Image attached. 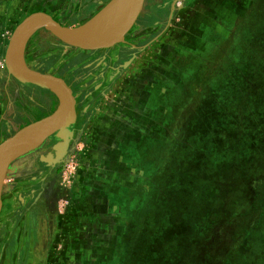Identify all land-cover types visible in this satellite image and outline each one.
Segmentation results:
<instances>
[{"label": "rangeland", "instance_id": "obj_1", "mask_svg": "<svg viewBox=\"0 0 264 264\" xmlns=\"http://www.w3.org/2000/svg\"><path fill=\"white\" fill-rule=\"evenodd\" d=\"M56 1L51 12L64 10L69 25L80 6L95 2L94 15L112 0H65L68 10ZM173 1L171 19L192 28V0H146L125 41L102 55L69 47L44 27L22 46L25 63L62 79L78 104L60 159L55 132L8 170L0 264H264V0H218L232 13L231 37L211 34L204 53L169 48L175 53L164 63L183 71L187 95L176 113L154 117L168 125L166 135L144 137L145 66L165 52H147L155 35L145 22L155 4ZM24 16L10 20L9 39ZM30 86L35 99L24 98L18 112L6 107L0 143L58 108L55 90ZM134 140L129 171L118 149Z\"/></svg>", "mask_w": 264, "mask_h": 264}, {"label": "crops", "instance_id": "obj_2", "mask_svg": "<svg viewBox=\"0 0 264 264\" xmlns=\"http://www.w3.org/2000/svg\"><path fill=\"white\" fill-rule=\"evenodd\" d=\"M62 1L64 4L60 5V7L67 8L66 1ZM113 1L114 0L94 15H90V17L87 16V18H84V12H76L75 16L70 19L68 27L77 28L90 24L100 26L106 23L108 18L104 17L103 14L107 11ZM28 2H30V5ZM40 3L41 0H0V58L5 56L7 46L11 39H9L11 33L10 30H12V27H10V23L12 22L10 20H13L15 17L24 16L25 11L30 12V14L44 12L50 15L51 10L53 8L56 9L55 5L57 1L48 0V3L44 4L43 7ZM145 4L146 2L144 3L142 11L145 8ZM87 5L89 4L87 3ZM117 5L119 7L123 6L121 0H116L113 10L116 9ZM243 5L245 6V4ZM172 6L174 5L172 4ZM68 9L69 8H67V10ZM187 9L188 10L185 13H193V27H184L185 31L182 30L184 25L188 26L185 19L182 20V24L184 22L183 25L178 26L174 19H172L173 21H170L165 26L164 17L166 18V15L169 13V8H166L164 4H155L152 8L153 11L151 10L154 14L151 17L148 16L146 18L147 21L145 23L151 29V33L155 35L154 43L151 45L162 47L165 49V52L163 50L160 60H152L148 63L149 66H145V73L148 74L149 77L144 83L143 104L145 105L146 110L150 112L151 119L147 124L148 129L145 128L143 134L144 137H152L155 131H160V136H163V134L166 135V133H168V125L164 124L162 121L158 122L154 117L168 115L172 110V113H176L177 110L174 108L175 104H178L180 97L185 98L187 95L186 88H188V86L182 75L183 71L177 65L171 67L164 63L165 59H170L174 56V49L169 48L182 47L186 50L204 53L208 44L213 40L211 34L225 36L226 39H228L233 33L232 28L228 25L232 19V13L222 6L218 0H192V2H189ZM178 11L181 10L177 8V12ZM24 17H22L23 19L18 22V24L26 18ZM152 20L155 21L150 22ZM156 23H159L160 25L155 26L154 24ZM167 28L169 29L167 30ZM208 33L210 34L209 36ZM26 89V85L18 82L8 73L7 69L0 67V120L5 114L7 106L10 105L8 107V112L10 110L18 112V104L21 106L26 105L24 98H28L32 95L33 99H35V96L37 95L28 91L26 92ZM31 102L33 103L34 101ZM136 134L137 133H133L131 136H136ZM136 143L135 140L133 142L128 141V143L124 145L125 147L118 149L119 154L121 153L122 155V161L125 160L121 162V164L129 171L136 167L135 165L137 161L134 157L138 148L136 147ZM142 145L146 146V142ZM144 146L140 148L147 150ZM50 256L51 255H48V257Z\"/></svg>", "mask_w": 264, "mask_h": 264}, {"label": "water", "instance_id": "obj_3", "mask_svg": "<svg viewBox=\"0 0 264 264\" xmlns=\"http://www.w3.org/2000/svg\"><path fill=\"white\" fill-rule=\"evenodd\" d=\"M121 2L123 6L117 5L114 10L116 0L112 2L103 14L108 21L100 26L90 24L77 28L65 27L50 15L36 12L27 16L15 28L4 59L8 73L23 85L46 87L57 91L60 103L51 115L22 128L0 143V211L5 178L19 154L40 137L58 132L62 139L57 148V159H60L68 149L69 128L75 121L76 101L71 89L62 79L31 69L23 59L22 46L36 29L44 27L58 40L72 48L87 51L112 48L125 41L126 35L135 25L143 9L145 0H121Z\"/></svg>", "mask_w": 264, "mask_h": 264}, {"label": "flooded vegetation", "instance_id": "obj_4", "mask_svg": "<svg viewBox=\"0 0 264 264\" xmlns=\"http://www.w3.org/2000/svg\"><path fill=\"white\" fill-rule=\"evenodd\" d=\"M87 2H88V4L91 2V0H84V3H86L87 4ZM95 2H92V4L88 7H84V8H79L78 10H76L75 12H73L72 13V15H74L75 16V14H76V12H79V11H81V12H84V14L85 15H83L84 16V18H87V16H90V10H94V7H95V4H94ZM175 1H173L172 3H166V8L168 7L169 8V13L166 15V22H165V26L170 22V21H173L172 19H171V16L173 15L174 16V10H175V8L176 7H178L179 5H178V3H175ZM94 4V5H93ZM172 4L174 5V6H172ZM165 5V4H164ZM71 10V9H70ZM173 12V13H172ZM175 12H176V10H175ZM141 14V13H140ZM166 14V13H165ZM51 16H52V18L55 20V21H57L58 23H60L61 25H63V26H65V27H68V22L66 21V19H68L69 17H68V15H64V10L63 11H61V10H58V11H56V12H51V14H50ZM84 18H80V19H84ZM64 19H65V21H64ZM79 19V18H78ZM138 21H139V17H138V19H137V21H136V23L135 24H137L138 23ZM155 26H158V25H160L159 23H156V24H154ZM135 26V25H134ZM134 28V27H133ZM133 28L131 29V31L133 30ZM169 28H167V30H168ZM137 32H140L141 31V33H139L140 35H142V34H145L146 35V31L145 30H142V29H138L137 28ZM127 38V35H126V37H125V39ZM127 47H129V48H131V49H136V48H138V47H133L132 45H127ZM152 45H150V49L148 48L146 51L147 52H152ZM106 49H102V50H95V51H90L91 53H97L96 55L98 56V55H102V53H104V51H105ZM89 52V51H88ZM106 53V52H105ZM26 92L29 90V89H31V90H29L28 92H31V93H34L35 95H36V92L34 91V90H32V88H31V86L30 85H26ZM144 94V93H143ZM76 101V100H75ZM78 104V101H76V105ZM76 105H75V107H76Z\"/></svg>", "mask_w": 264, "mask_h": 264}, {"label": "built area", "instance_id": "obj_5", "mask_svg": "<svg viewBox=\"0 0 264 264\" xmlns=\"http://www.w3.org/2000/svg\"><path fill=\"white\" fill-rule=\"evenodd\" d=\"M4 63L2 62V60H0V67H3Z\"/></svg>", "mask_w": 264, "mask_h": 264}, {"label": "bare ground", "instance_id": "obj_6", "mask_svg": "<svg viewBox=\"0 0 264 264\" xmlns=\"http://www.w3.org/2000/svg\"><path fill=\"white\" fill-rule=\"evenodd\" d=\"M102 18V17H101ZM99 19V18H98ZM99 21V20H98ZM108 21V20H107ZM96 22V21H95ZM93 24V23H92ZM96 25V24H95ZM57 92V91H56ZM58 93V92H57ZM35 143V142H34ZM30 146H31V144H30Z\"/></svg>", "mask_w": 264, "mask_h": 264}]
</instances>
